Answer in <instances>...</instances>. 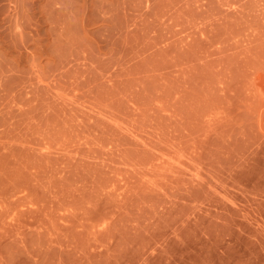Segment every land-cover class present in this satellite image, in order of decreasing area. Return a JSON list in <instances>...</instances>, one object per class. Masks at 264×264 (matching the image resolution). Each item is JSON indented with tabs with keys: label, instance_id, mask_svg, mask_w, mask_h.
<instances>
[{
	"label": "rangeland",
	"instance_id": "1",
	"mask_svg": "<svg viewBox=\"0 0 264 264\" xmlns=\"http://www.w3.org/2000/svg\"><path fill=\"white\" fill-rule=\"evenodd\" d=\"M0 264H264V0H0Z\"/></svg>",
	"mask_w": 264,
	"mask_h": 264
}]
</instances>
